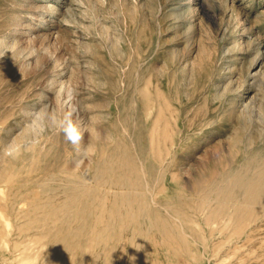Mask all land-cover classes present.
<instances>
[{"label": "rangeland", "instance_id": "rangeland-1", "mask_svg": "<svg viewBox=\"0 0 264 264\" xmlns=\"http://www.w3.org/2000/svg\"><path fill=\"white\" fill-rule=\"evenodd\" d=\"M255 72L259 77L244 97L255 95V107L234 113L229 121L243 119L264 140V0H0V101L4 103L0 120H5L0 126L6 124L2 136L17 139L29 124L35 121L39 127L46 114L55 110L62 116L71 106L76 110L74 119L85 127L79 147L92 146L81 170L89 169L95 154L107 155L109 149L122 147L133 154L140 178H150V187L159 195L170 194L173 175H181L180 188L191 192L199 171H171L163 179L164 170L149 149V165L142 164L141 142L149 141L146 133L151 129L158 135L153 129L158 96L191 117L195 107L241 102L238 93L249 87ZM172 132L168 131L170 138ZM228 134V127L220 126L211 141H222L221 150L228 151ZM29 136L28 141L36 139L31 132ZM37 140L30 149L21 150L36 165L49 163L43 158L45 152L51 161L60 158L56 169L62 168L68 155L80 156L54 129L39 134ZM153 141L157 146V137ZM200 152L197 148L192 153L194 160L200 159ZM19 157L5 165L0 160V175L24 166ZM226 207L230 210L228 202ZM262 212L253 221L246 220L239 231L232 218L201 225V214L196 213L194 225L201 231L197 242L208 247L204 253L201 245H195L200 250L197 264H263ZM11 215L8 231L7 222L0 221V264H66L57 245L37 226L20 230L25 219Z\"/></svg>", "mask_w": 264, "mask_h": 264}, {"label": "bare ground", "instance_id": "bare-ground-1", "mask_svg": "<svg viewBox=\"0 0 264 264\" xmlns=\"http://www.w3.org/2000/svg\"><path fill=\"white\" fill-rule=\"evenodd\" d=\"M251 77L249 87L238 93L241 102L224 101L212 109L195 107L191 117H184L181 108H170L168 99L157 93L158 112L153 129L158 130V135H154L155 130L151 128V132L146 133L149 141L141 142L140 159L142 164L149 165L147 150H151L165 171H162L164 176L161 174L163 179L171 171L198 170L191 192L180 188L181 175H173L170 194L159 195L158 190L150 187L153 186L150 178L145 181L140 178L133 154L122 147L109 149L107 155L95 154L87 171L81 170V163L77 166L76 162L81 159L77 155H68L62 168L56 169L60 158L53 157L51 161L50 153H43V158L50 161L40 166L32 156L21 153L22 148L16 152L17 146L31 138L32 124L12 141L0 133L2 165L18 156L25 161L24 166L17 165L13 172L10 170L12 174L0 175V221L7 222L8 231V220L12 217H7L12 213L17 219H25L20 230L37 226L41 234L57 245V252L66 264L72 261L80 264H197L200 250H196L195 245H201L204 253L208 247L206 242H197L201 231L194 225L198 224L194 219L196 213L201 214L198 216L201 225L219 224L221 217L232 218L231 221L238 222L239 231L245 227L246 220L253 221L264 210V140L258 138L243 119L229 121L234 113L241 114L255 107V95L249 100L244 98L259 75L255 72ZM3 104L0 101V106ZM219 110L223 115L218 117ZM5 126H0V132ZM220 126L229 129L228 151L221 150L222 141H211ZM169 130L173 131L171 138ZM156 137L157 146L153 141ZM197 148L201 151L198 161L192 155ZM10 152L16 154L9 155ZM226 202L229 207L233 203L232 210L231 207L227 210ZM206 258L210 260V255L206 254Z\"/></svg>", "mask_w": 264, "mask_h": 264}, {"label": "clouds", "instance_id": "clouds-1", "mask_svg": "<svg viewBox=\"0 0 264 264\" xmlns=\"http://www.w3.org/2000/svg\"><path fill=\"white\" fill-rule=\"evenodd\" d=\"M75 116L76 110L71 106H69V110L66 111L62 116L58 115L55 110H53L51 113L46 114L44 120L40 121L39 127H37L35 121L33 122L31 133L33 137H37L39 134L48 129H54L61 133L66 142L76 147V150L81 157V159L76 162L77 166H79L83 159L88 158L92 154V146L88 145L84 148L79 147L83 139L85 127L77 119H74ZM36 143H38V140L35 138L27 141L24 144L17 146L16 152H18L20 148L28 150ZM15 154L16 153L12 152L9 153V155L13 156Z\"/></svg>", "mask_w": 264, "mask_h": 264}]
</instances>
